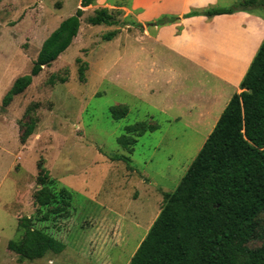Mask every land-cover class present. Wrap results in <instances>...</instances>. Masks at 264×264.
Returning <instances> with one entry per match:
<instances>
[{"label": "rangeland", "instance_id": "1", "mask_svg": "<svg viewBox=\"0 0 264 264\" xmlns=\"http://www.w3.org/2000/svg\"><path fill=\"white\" fill-rule=\"evenodd\" d=\"M131 1L83 8L70 46L3 106L15 78L29 74L42 42L74 14L79 0H0V264H127L163 194L173 191L231 95L241 91L224 78H240L254 50L209 52L208 71L138 35L143 28ZM99 8L112 10L117 24H87ZM253 15L264 22V8ZM111 31L116 36L103 40ZM113 106L128 112L113 119ZM137 122L156 129L133 136L128 153L117 139ZM40 170L72 193L67 215L37 220ZM21 218L33 219L65 249L19 258L7 244L22 238ZM259 222L264 225V213ZM259 245L255 239L248 246Z\"/></svg>", "mask_w": 264, "mask_h": 264}, {"label": "trees", "instance_id": "2", "mask_svg": "<svg viewBox=\"0 0 264 264\" xmlns=\"http://www.w3.org/2000/svg\"><path fill=\"white\" fill-rule=\"evenodd\" d=\"M124 0H112L121 6ZM96 0H79L71 16L60 22L42 42L29 74L15 78L2 98L7 106L21 94L43 67L49 66L76 37L83 8ZM264 8V0H234L230 7H208L191 11L183 18L228 15L236 12L253 14ZM87 18V24L107 27L117 24L114 13L99 8ZM178 20L162 16L156 26ZM117 34L103 36L110 41ZM79 62V60H76ZM79 80H83L78 67ZM239 93H233L195 158L173 191L163 194V203L155 220L127 264H264V37L241 78ZM113 119L124 117L126 106L109 109ZM34 128L29 124L28 134ZM156 129L155 125L137 122L124 128L117 143L128 153L136 143L134 137ZM113 159L129 161L128 157ZM40 189L35 196L39 222L49 217L67 215L72 193L58 187L48 172L40 170ZM22 238L9 241L8 250L19 258L36 260L47 252L58 254L65 245L44 230L35 228L31 218H21L17 225ZM260 245L249 247L252 240Z\"/></svg>", "mask_w": 264, "mask_h": 264}, {"label": "crops", "instance_id": "3", "mask_svg": "<svg viewBox=\"0 0 264 264\" xmlns=\"http://www.w3.org/2000/svg\"><path fill=\"white\" fill-rule=\"evenodd\" d=\"M233 1L132 0L131 7L136 10L138 26L143 28L142 34L138 32V35L142 38L143 36L150 38L162 48L178 54L183 59L193 60L211 71L207 68L208 63L212 60L209 52L252 49L254 55L264 37V22L259 19V16L245 12L217 15L211 18L204 16L183 18L182 16L191 11H201L208 7L227 8ZM162 16H174L178 20L167 25L156 26V20ZM250 26H253L254 30ZM225 34H235L239 38L225 40L223 38ZM244 73L237 80L224 79L237 87Z\"/></svg>", "mask_w": 264, "mask_h": 264}]
</instances>
